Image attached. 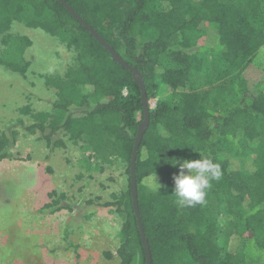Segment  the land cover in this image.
<instances>
[{
    "label": "trees",
    "instance_id": "16d2710c",
    "mask_svg": "<svg viewBox=\"0 0 264 264\" xmlns=\"http://www.w3.org/2000/svg\"><path fill=\"white\" fill-rule=\"evenodd\" d=\"M64 1L143 82L149 121L135 184L151 264H264V0ZM13 23L55 38L73 59L62 74L42 77L55 92L51 111L22 107L18 113L34 123L15 125L26 134L39 131L51 147L65 145L51 140L61 131L90 152L80 161L88 171L91 159L99 172L113 160L124 165L125 184L104 206L120 219L117 264H146L130 185L145 117L139 85L59 0H0L5 70L23 77L29 67L23 54L31 41L10 33ZM15 131L0 132V161L14 158ZM201 155L219 164L221 177L210 182L202 204L182 208L173 194L179 167L170 163ZM149 174L160 190L145 186ZM63 200L62 194L44 208L71 210L59 206Z\"/></svg>",
    "mask_w": 264,
    "mask_h": 264
},
{
    "label": "rangeland",
    "instance_id": "374dc122",
    "mask_svg": "<svg viewBox=\"0 0 264 264\" xmlns=\"http://www.w3.org/2000/svg\"><path fill=\"white\" fill-rule=\"evenodd\" d=\"M9 32L27 37L31 44L23 54L29 62L23 77L0 66V132L7 137L10 130L17 133L9 148L14 158L0 161V264H117L120 219L104 204L124 186L125 167L113 160L99 172L91 159L88 171L80 161L90 152L68 143L61 131L51 140L62 138L65 145L51 147L39 131L26 134L15 125L18 119L25 126L34 123L28 114L18 113L22 107L51 111L55 92L42 77L62 74L73 59L39 29L13 23ZM149 106L153 108L154 102ZM62 194L65 200L59 206L71 210L50 213L52 208H44ZM236 246L233 236L229 249ZM104 252L112 258L105 259Z\"/></svg>",
    "mask_w": 264,
    "mask_h": 264
},
{
    "label": "clouds",
    "instance_id": "9594fccd",
    "mask_svg": "<svg viewBox=\"0 0 264 264\" xmlns=\"http://www.w3.org/2000/svg\"><path fill=\"white\" fill-rule=\"evenodd\" d=\"M145 157L147 158V153H145ZM170 164L179 167L178 174L173 177V194L175 202L182 208L202 204L210 182L219 180L221 177L219 164L202 155L200 159H185L182 162L175 159ZM145 186L153 191L160 190V184L157 182L155 174L148 175Z\"/></svg>",
    "mask_w": 264,
    "mask_h": 264
},
{
    "label": "water",
    "instance_id": "95a60500",
    "mask_svg": "<svg viewBox=\"0 0 264 264\" xmlns=\"http://www.w3.org/2000/svg\"><path fill=\"white\" fill-rule=\"evenodd\" d=\"M59 2L62 4L63 8H65L69 12V14L73 18H75V20H77L85 28V30L89 32L92 35V37L112 56L115 62H117L119 65H121L122 67L126 68L127 70L131 72L132 74L131 76L133 77L134 81L139 85V88L141 89V100L143 104V110H144L145 117H144L143 123L138 128V132L135 137V143L133 145V150H132V154L130 158V185H131L132 206H133V210L135 213L134 217H136V220L138 223L141 243H142L143 250L145 253V258H146V264H151V258H150L147 240L144 236L141 219L139 217V211L137 207V198H136L137 196L136 195V184H135V160H136L137 151L139 148L138 145H140L142 135L146 127L148 126V121H149V118H148L149 108H148V103L145 97L143 82L141 80V77H139L138 72L132 67H130L124 60H122L119 57V55L109 45H107L103 41V39L90 26H88L85 23V21L82 18H80L71 8H69V6L64 0H59Z\"/></svg>",
    "mask_w": 264,
    "mask_h": 264
}]
</instances>
